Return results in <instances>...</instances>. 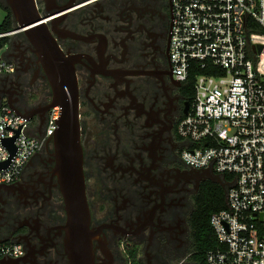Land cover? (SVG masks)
<instances>
[{
  "label": "flooded vegetation",
  "instance_id": "af4514ba",
  "mask_svg": "<svg viewBox=\"0 0 264 264\" xmlns=\"http://www.w3.org/2000/svg\"><path fill=\"white\" fill-rule=\"evenodd\" d=\"M0 5L12 14L7 0ZM35 5L76 75L93 264H132V255L135 264H193L191 218L211 181L181 157L177 129L194 85L170 64L172 0ZM36 50L25 34L9 38L4 56L14 73L0 80V97L32 115L43 135L53 88ZM68 220L48 139L19 182L0 190V240L22 244L18 264H75Z\"/></svg>",
  "mask_w": 264,
  "mask_h": 264
},
{
  "label": "built area",
  "instance_id": "2783aa9c",
  "mask_svg": "<svg viewBox=\"0 0 264 264\" xmlns=\"http://www.w3.org/2000/svg\"><path fill=\"white\" fill-rule=\"evenodd\" d=\"M170 64L194 80L190 112L178 125L184 164L211 170L227 189V208L211 217L218 245L206 264H264V0H172ZM17 31L0 32V80L14 73L4 56ZM262 47V50L260 49ZM53 107L43 135L0 101V187L19 182L27 163L58 129ZM15 139L16 153L5 144ZM0 241V264L23 256Z\"/></svg>",
  "mask_w": 264,
  "mask_h": 264
},
{
  "label": "water",
  "instance_id": "95a60500",
  "mask_svg": "<svg viewBox=\"0 0 264 264\" xmlns=\"http://www.w3.org/2000/svg\"><path fill=\"white\" fill-rule=\"evenodd\" d=\"M16 31L25 34L35 45L36 52L42 62L53 88V97L47 110L59 106L62 115L58 129L49 140H53L57 156V173L61 190L65 198L68 213V244H73L74 251L70 255L75 264H93L90 241V212L86 196V183L83 169V152L80 145L79 98L77 80L74 69L69 64L58 45L50 37L45 24L40 23L35 0H7ZM262 50V47L260 48ZM3 101V97H0ZM8 104L21 116L32 119V115L23 113L11 103ZM15 139L6 140L12 155L16 153ZM10 162L0 165L7 168ZM207 179L220 184L226 191L223 180L211 170H205ZM7 185H2L0 190ZM227 201V197H226ZM4 242L3 240H0ZM72 243V244H71ZM77 248L78 250H75ZM1 264H18L16 260H3Z\"/></svg>",
  "mask_w": 264,
  "mask_h": 264
},
{
  "label": "trees",
  "instance_id": "16d2710c",
  "mask_svg": "<svg viewBox=\"0 0 264 264\" xmlns=\"http://www.w3.org/2000/svg\"><path fill=\"white\" fill-rule=\"evenodd\" d=\"M16 28L13 16L10 12L5 17L0 32L13 31ZM9 39L2 43L8 42ZM194 84V80H191ZM197 205L191 218L193 251L191 260L193 264H206L208 251L218 245L216 234L211 226L213 214L226 209V191L217 183L207 182L202 193L198 196ZM132 264H135V256H131Z\"/></svg>",
  "mask_w": 264,
  "mask_h": 264
},
{
  "label": "rangeland",
  "instance_id": "374dc122",
  "mask_svg": "<svg viewBox=\"0 0 264 264\" xmlns=\"http://www.w3.org/2000/svg\"><path fill=\"white\" fill-rule=\"evenodd\" d=\"M8 15V10L0 5V26L2 25L5 17ZM6 49H4L5 52Z\"/></svg>",
  "mask_w": 264,
  "mask_h": 264
},
{
  "label": "bare ground",
  "instance_id": "6f19581e",
  "mask_svg": "<svg viewBox=\"0 0 264 264\" xmlns=\"http://www.w3.org/2000/svg\"><path fill=\"white\" fill-rule=\"evenodd\" d=\"M14 30H16V28H15ZM6 49H7V48H6Z\"/></svg>",
  "mask_w": 264,
  "mask_h": 264
}]
</instances>
